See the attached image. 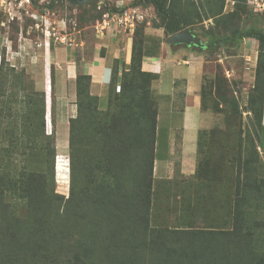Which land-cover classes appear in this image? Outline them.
<instances>
[{
	"label": "trees",
	"instance_id": "trees-1",
	"mask_svg": "<svg viewBox=\"0 0 264 264\" xmlns=\"http://www.w3.org/2000/svg\"><path fill=\"white\" fill-rule=\"evenodd\" d=\"M142 1L153 7L159 21L156 27L164 30L166 37L190 29L194 35L207 39L203 49L192 47L199 53L206 49L212 53L228 45L238 47L247 39L257 40L264 48V18L260 16L264 13H258L256 18L239 25L230 34L211 30L199 33L194 26L195 19H201L197 7L179 11L172 0ZM233 2L240 7L247 5L248 0ZM222 10L223 2L220 12ZM210 15L217 14L211 12ZM136 39L130 66L126 69L116 62L106 108L101 107L99 97L90 94L91 77L79 75L77 78L78 115L69 122L70 145L74 144L78 129L88 128L89 121L85 117L90 113L96 123L92 125L93 133L105 134L101 152L111 170L106 185L94 188L89 197L92 202L80 224L74 221L72 214L73 193L68 198L58 193L53 179L50 182L43 172L24 167L18 172L15 157L22 154L0 147V264H264V178L259 174V156L245 157L240 153L238 157L233 221L229 230L153 227L158 109L151 84L158 76L143 71L142 64L145 56L157 55L163 41L143 36L138 47ZM130 90L136 91L131 100L126 97ZM259 90L258 86L253 89L258 96H253L251 110L256 115L259 130L264 133V80ZM0 93L5 92L1 89ZM32 93L26 106L31 113L28 117L31 120L32 114L38 113L42 128L39 146L48 158H54L55 147L44 131L46 94L36 89ZM4 96L0 94V100ZM35 96L41 100L34 99ZM36 101L41 103L38 110L30 107L36 105ZM201 108L207 109L202 103ZM105 109L107 112L102 111ZM2 112L0 110V117ZM231 115H237L235 105ZM52 119L54 121V116ZM216 132L217 129L201 130L198 145L203 135L214 137ZM83 138L81 134L80 139ZM26 141L29 146L34 142L31 138ZM2 143L0 135V145ZM18 145V142L11 144ZM205 164L206 161H200L195 175L204 174ZM129 175L132 182L122 185L123 178ZM80 197L83 209L87 204L84 190ZM203 204L210 205L207 201Z\"/></svg>",
	"mask_w": 264,
	"mask_h": 264
},
{
	"label": "rangeland",
	"instance_id": "rangeland-1",
	"mask_svg": "<svg viewBox=\"0 0 264 264\" xmlns=\"http://www.w3.org/2000/svg\"><path fill=\"white\" fill-rule=\"evenodd\" d=\"M35 2L37 4L27 0H0V90L5 92L0 93L5 95L0 100V110H3L0 117L3 143L0 147L22 154L15 157L18 172L22 167L43 172L50 182L53 179L58 193L66 198L73 193L72 214L74 221L80 224L82 215L87 213L92 202L89 197L94 188L106 185L110 179L108 159L101 152L104 150L105 134L93 133L95 118L88 113L85 117L89 121L88 128L85 131L78 129L74 144L70 145L68 133L66 135L55 128L46 107L44 131L51 137L56 154L54 158L44 154L39 146L42 133L40 118L38 113H34L30 120L28 116L31 113L26 108L33 89L42 90L46 85L47 75L41 60L37 59L42 57L45 49L58 54L61 46L91 41L97 33L96 25L103 21V14L117 13L112 12L114 9L123 10L124 13L128 9L139 8L134 13L136 24L133 29L138 47L143 36L160 38L163 42L167 37L164 30L156 27L159 21L153 7L142 0H90L80 7L64 0ZM222 2L223 10L220 12ZM118 3H121V7L117 6ZM172 3L179 11L197 7L201 19L196 18L194 26L199 33L211 30L230 34L236 27L258 15L248 3L239 7L233 0H172ZM211 12L217 15L211 16ZM260 16L264 18V14ZM201 39L203 43L207 41ZM209 52L206 49L201 54L206 60L201 103L207 108L203 110L208 116L205 130L217 129V132L214 137L203 135L198 145L197 169L200 161H206V171L202 175L196 173L185 181L179 179L170 182L154 178L152 225L156 228L189 226L197 230L204 227L229 230L233 221L240 153L245 157L259 156V174L264 178V133L259 130L256 115L251 110V100L253 96H258L253 89L258 86L261 90L264 80V48L257 40L247 39L238 47L228 45ZM135 92H127V99H133ZM45 96L47 98V94ZM34 99L41 100L38 96ZM35 104L30 107L36 110L41 108L40 101ZM234 105L236 116L231 115L234 114ZM106 106L103 100L101 107L104 109ZM161 112L160 124L168 127L170 119L163 109ZM81 134L84 142L80 139ZM27 138L34 140L32 145H27ZM16 142L18 146H11ZM130 182L131 175L123 178L121 184ZM81 190L87 194V204L83 209L80 208ZM204 201L210 205L205 206Z\"/></svg>",
	"mask_w": 264,
	"mask_h": 264
},
{
	"label": "crops",
	"instance_id": "crops-1",
	"mask_svg": "<svg viewBox=\"0 0 264 264\" xmlns=\"http://www.w3.org/2000/svg\"><path fill=\"white\" fill-rule=\"evenodd\" d=\"M133 38L134 30H123L113 24L103 34L96 33L91 41L61 46L58 54L44 50L37 60H41L47 75L42 91L47 94L46 107L50 116H54L55 128L70 137V119L78 115L79 75L90 76V94L99 97L101 102L106 101L108 88L115 79L116 62L126 69L131 64ZM201 54L189 46L162 42L157 55L143 58V71L158 76L151 87L158 109L156 180L185 181L195 175L199 133L208 123V116L201 108L206 62ZM161 109L170 119L168 127L160 124Z\"/></svg>",
	"mask_w": 264,
	"mask_h": 264
},
{
	"label": "built area",
	"instance_id": "built-area-1",
	"mask_svg": "<svg viewBox=\"0 0 264 264\" xmlns=\"http://www.w3.org/2000/svg\"><path fill=\"white\" fill-rule=\"evenodd\" d=\"M31 1V0H27ZM248 4L254 9L257 13H264V0H248ZM118 7H121L118 5ZM102 8V5L99 6ZM135 9H128L124 13L117 12L111 14L110 12H105L103 14V21L96 25V30L98 34H103V32L110 27L112 24H115L117 28L123 30H133L136 24V16L134 15Z\"/></svg>",
	"mask_w": 264,
	"mask_h": 264
},
{
	"label": "water",
	"instance_id": "water-1",
	"mask_svg": "<svg viewBox=\"0 0 264 264\" xmlns=\"http://www.w3.org/2000/svg\"><path fill=\"white\" fill-rule=\"evenodd\" d=\"M34 4H37L35 0H31ZM68 1L73 5H82L90 0H64ZM166 43L172 45H185L189 47H194L198 49H203L205 47L202 39L199 36L193 34L190 29H185L175 35L169 36L166 38Z\"/></svg>",
	"mask_w": 264,
	"mask_h": 264
},
{
	"label": "bare ground",
	"instance_id": "bare-ground-1",
	"mask_svg": "<svg viewBox=\"0 0 264 264\" xmlns=\"http://www.w3.org/2000/svg\"><path fill=\"white\" fill-rule=\"evenodd\" d=\"M66 145V144H65Z\"/></svg>",
	"mask_w": 264,
	"mask_h": 264
}]
</instances>
